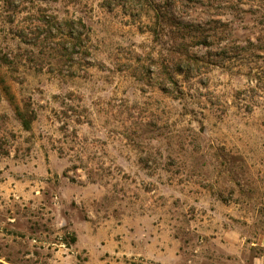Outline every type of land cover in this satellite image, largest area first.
I'll use <instances>...</instances> for the list:
<instances>
[{"label":"rangeland","instance_id":"1","mask_svg":"<svg viewBox=\"0 0 264 264\" xmlns=\"http://www.w3.org/2000/svg\"><path fill=\"white\" fill-rule=\"evenodd\" d=\"M0 264H264V0H0Z\"/></svg>","mask_w":264,"mask_h":264},{"label":"trees","instance_id":"2","mask_svg":"<svg viewBox=\"0 0 264 264\" xmlns=\"http://www.w3.org/2000/svg\"><path fill=\"white\" fill-rule=\"evenodd\" d=\"M219 24L224 25L222 23L217 22L218 26H220ZM196 29L198 31V34L196 37H197V41H198L199 45L206 46V45L213 44V43L220 44L223 41L222 39H224L223 36L225 34V31L219 30V28H217V27H214L211 30H205L202 27H198ZM18 116L20 118V121L22 123V127L24 128V130L28 131L29 130V122L26 121L23 117H21V114H18Z\"/></svg>","mask_w":264,"mask_h":264}]
</instances>
